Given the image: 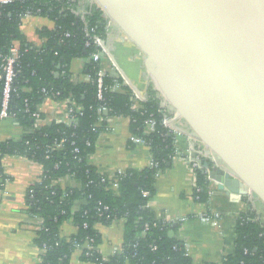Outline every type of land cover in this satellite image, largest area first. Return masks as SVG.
Masks as SVG:
<instances>
[{"label":"trees","instance_id":"16d2710c","mask_svg":"<svg viewBox=\"0 0 264 264\" xmlns=\"http://www.w3.org/2000/svg\"><path fill=\"white\" fill-rule=\"evenodd\" d=\"M75 3L72 0H16L0 6V64L11 45L15 44L19 53L10 112L27 129L18 140H0V189L6 178L1 165L3 156H24L42 166L39 181L30 185L24 194L26 212L39 225L34 236V243L41 250L38 264H70L78 247L81 248L79 258L93 264H194L184 254L182 240L169 236L172 225L159 219L147 206L155 192V168L126 169V175L113 190L106 187L97 168L88 162L105 125L102 122V126H95L99 105L106 106L109 115L128 117L129 132L135 135L143 134L146 118L154 119L155 130L146 137L160 171L171 162L175 134L161 125L162 118L169 116L170 111L161 106L162 98L151 83L145 100L136 101L128 85H122L120 91L106 90L103 99L97 100L94 79L100 65L86 62L84 72L89 80L71 79V61L86 60L96 50L95 46H84L88 37L83 22L70 9ZM28 9L54 22L53 28L37 30L42 40L39 45L27 40L19 28L20 16ZM86 19L94 35L105 40L107 19L102 10L92 5ZM65 32L69 33L68 37H64ZM114 79L120 80L114 72H109L105 84H112ZM46 96L57 100L72 98L82 108L74 111L70 125L52 121L36 129L34 120L25 112V103L33 111ZM60 140H63L61 149L49 147ZM208 165L202 162L197 169L198 189H194V195L198 201L208 200L209 182L204 173ZM63 177L74 178L79 185L54 184ZM143 190L148 191L147 196L142 194ZM119 220L123 221L122 250L104 261L98 250L103 238L97 226ZM67 222L76 231L67 237L61 236L60 229ZM234 236L233 252L219 264H264V222L256 217L250 205L236 218ZM86 242L93 248L87 251L83 245Z\"/></svg>","mask_w":264,"mask_h":264},{"label":"water","instance_id":"95a60500","mask_svg":"<svg viewBox=\"0 0 264 264\" xmlns=\"http://www.w3.org/2000/svg\"><path fill=\"white\" fill-rule=\"evenodd\" d=\"M92 1L143 54L161 106L213 153L216 166L200 162L216 187L264 203V0Z\"/></svg>","mask_w":264,"mask_h":264},{"label":"crops","instance_id":"0c3cea01","mask_svg":"<svg viewBox=\"0 0 264 264\" xmlns=\"http://www.w3.org/2000/svg\"><path fill=\"white\" fill-rule=\"evenodd\" d=\"M38 23V22H37ZM28 23L23 27L27 40L42 43L36 32V24ZM105 45L114 59L120 74L129 87L140 94L147 95L150 79L145 71L143 54L116 28L107 33ZM71 79L83 78V61L75 58L70 63ZM144 98V97H143ZM40 111L45 121L60 117L64 105L54 99H44ZM172 125L180 132L175 134V151L171 162L161 171L155 181V192L149 198L147 206L159 219L173 223L172 236L184 241L189 248L194 264L203 262L219 264L224 256L233 252L235 247L234 227L236 218L245 212L249 205L256 217L264 222V203L256 196H236L233 200L224 191L210 182L207 202L198 201L193 185L196 175L188 168L187 156L197 149L199 144L195 135L180 119H174ZM112 132L103 131L95 144L94 152L88 162L100 172H111L116 168L141 170L148 167L150 153L146 148L130 144L127 141L129 126L127 119L115 123ZM27 133V129L15 118L0 119V140H18ZM192 153V152H191ZM4 174L9 176L3 189H0V264H38L40 248L34 243L37 219L26 212L25 190L41 173L39 164L24 156L6 155L1 161ZM75 186L71 180L63 182ZM216 212L219 214L216 225L201 222L198 214ZM180 218H185L180 221ZM102 233L99 250L103 255H111L122 250V220L111 225H98ZM71 222L64 223L61 236L75 233ZM70 264H89L74 252Z\"/></svg>","mask_w":264,"mask_h":264},{"label":"built area","instance_id":"2783aa9c","mask_svg":"<svg viewBox=\"0 0 264 264\" xmlns=\"http://www.w3.org/2000/svg\"><path fill=\"white\" fill-rule=\"evenodd\" d=\"M14 1H16V0H0V6L12 4ZM20 1H23V0H20ZM72 1H76V3H75V5H72L70 7V9L76 15H78L80 17L81 21L83 22L84 31L86 33V36L88 37L84 43V46L88 47V46L92 45V46H95V48H96L95 51L90 53L89 57L86 60H82V61H83V68H84V63L90 62V61L93 63H97V65H100L99 69L97 70L94 82H95V89H96V98H97V100H102L103 94L106 90L120 91L121 86L122 85H128V82L120 74L119 68L117 67L114 59L112 58L108 49L106 48L105 40H103L98 35H94L93 29L89 28L88 21L86 19V15L88 14L92 5L95 4L97 6V4L95 2H93L92 0H72ZM106 19H107V25L106 26H107V33H108L110 29L116 28V27L113 26L112 22L108 18H106ZM28 23H30L32 25L37 23L36 24V27H37L36 32H37V30H39L42 27H46V28H53L54 27V22L52 20L48 19L47 17H43V16L39 15V13H37V12H32L29 9L24 11V13H22L20 16L19 28H20L22 33H23V29H24L23 27L24 26L26 27L28 25ZM68 36H69V33L65 32L64 37H68ZM18 60H19L18 47L15 44L11 45L8 49V52L2 56V60H1V64H0V82H1V85H0V119L15 118V114L10 112L9 105H10V101H11V95L15 91L14 86H13V82H14V79L16 76V67L19 63ZM109 72H114L116 77L117 78L119 77L120 80L114 79L112 84L106 85L104 79ZM81 80H84V81L89 80V75L86 73H83V78ZM43 91L45 92L44 89H43ZM57 93L58 92H56V94ZM132 94H133V97L136 101L137 100H145L147 97V95L140 94V93L135 92L133 90H132ZM44 99L57 100L51 96H46ZM57 101L63 103L64 109H65L64 113H62V115L60 117H53L52 119L47 120V121H45V119L43 117L44 113L40 111V108H39L40 104L38 105L37 109L31 111L27 107V103H25V105H26L25 106V112L28 113L30 115V117H32V119L34 120V128L38 129L42 125H44L45 123H50L52 121L62 122V123L70 125L74 121V111L81 110V108H82L81 105L76 103L74 101V99H72V98H66V99L57 100ZM164 107H166L170 111V115L164 116L162 118V120H161L162 127L168 129L170 132H173L174 134L179 133L180 131L172 125V121L174 119H176V116H175L176 114H175L174 110L167 105ZM96 113L98 114V119L95 122V126L100 127V126H102V122H105V125L102 128V132L103 131H109V132L114 131L116 128L115 123L121 119H127L129 122L128 117H124L121 115H109V109L104 105H99L96 109ZM144 124H145V127L143 130V134L142 135H135V134H132L129 132L127 141L130 144L146 148L150 153V146L151 145H150V142L146 136L149 135L150 133L154 132L155 121L152 117H148L144 120ZM62 141L63 140L55 141L49 147L56 149V150L61 149L62 148ZM196 141L199 144L198 148L191 150L190 154L187 156L188 168L190 169V172L193 175V177L196 175L197 169L200 167V164H201L200 161H203L205 159L208 162H210L212 166L217 165V161H216L213 153L210 150H208L202 144V142L199 141L197 138H196ZM74 151L77 152L78 151L77 148H75ZM191 152L194 154L192 155ZM3 157L1 158V161H2ZM149 157L150 158L148 160V167L156 169L155 178H157L161 173L159 168H157L158 162L154 160L151 153H150ZM40 167H41V173L39 174L38 178L33 183H31L30 185L39 181L40 176L42 174V166L40 165ZM2 169H3V167H2ZM98 172L102 175L101 180H102V182L105 181L106 187H110L113 190L117 189L119 181L126 175V169H123V168H116L114 171L105 172V173H102L99 170H98ZM208 172H209L208 169L204 171V173L207 176V180L210 184V182L212 180L208 177ZM3 173H4V171H3ZM9 179H10L9 176L6 175V178L4 180V185ZM66 179L74 182L75 186L79 185L78 180L71 178V177L60 178L59 180L55 181L54 184H57L61 187L70 186L69 183L64 185L63 182L66 181ZM30 185L28 186V188L30 187ZM193 188L195 189V191H197V189H198L196 184L193 185ZM209 188H210V186H209ZM210 192L211 191L208 190V195H210ZM142 194L144 196H147L148 191L143 190ZM218 217H219V214L216 212H209V213L208 212H202V213L198 214V218L201 222L211 223L213 225H216ZM184 219L185 218H180L179 220L182 221ZM162 221L165 223H169L173 226V223H171L168 220H165L164 218L162 219ZM145 228H147V225L145 226ZM182 242H183V246H184V254L186 256L190 257V251H189L188 245L184 241H182ZM83 245H85V247L87 248V251L93 248L92 245L88 242H86ZM78 246H79V244L77 245V247ZM98 250H99V247H98ZM75 252H78V256H80L81 255V248L78 247ZM99 253L102 255V260L105 261L107 259L108 255H103L100 252V250H99ZM85 254H88V253L86 252ZM89 264H93V263L89 262Z\"/></svg>","mask_w":264,"mask_h":264}]
</instances>
